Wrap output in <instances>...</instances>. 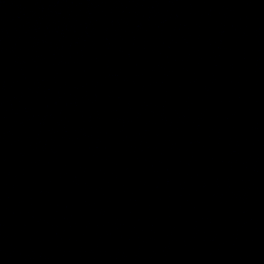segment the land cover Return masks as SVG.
Listing matches in <instances>:
<instances>
[{"label":"water","instance_id":"95a60500","mask_svg":"<svg viewBox=\"0 0 264 264\" xmlns=\"http://www.w3.org/2000/svg\"><path fill=\"white\" fill-rule=\"evenodd\" d=\"M0 264H264V0H0Z\"/></svg>","mask_w":264,"mask_h":264}]
</instances>
